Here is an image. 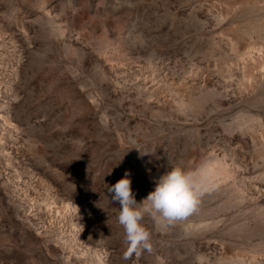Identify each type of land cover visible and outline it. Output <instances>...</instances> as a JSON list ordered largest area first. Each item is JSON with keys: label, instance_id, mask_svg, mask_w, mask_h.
I'll return each mask as SVG.
<instances>
[{"label": "rangeland", "instance_id": "rangeland-1", "mask_svg": "<svg viewBox=\"0 0 264 264\" xmlns=\"http://www.w3.org/2000/svg\"><path fill=\"white\" fill-rule=\"evenodd\" d=\"M174 166L196 210L126 259L107 187ZM0 264H264V0H0Z\"/></svg>", "mask_w": 264, "mask_h": 264}, {"label": "clouds", "instance_id": "clouds-1", "mask_svg": "<svg viewBox=\"0 0 264 264\" xmlns=\"http://www.w3.org/2000/svg\"><path fill=\"white\" fill-rule=\"evenodd\" d=\"M149 153L140 151V158ZM204 179L203 169L190 172L174 166L159 177L154 190L140 202H137L133 193L128 171L114 185L107 187L111 200L120 205L117 220L125 233L128 246L126 259L133 253L139 255L142 250H152L151 233L142 223L144 217H151L157 229L186 219L197 208L205 190L202 184ZM202 259V256L197 257V261Z\"/></svg>", "mask_w": 264, "mask_h": 264}]
</instances>
